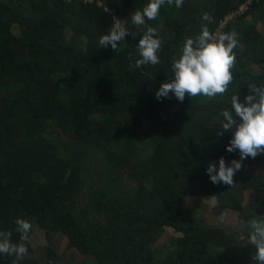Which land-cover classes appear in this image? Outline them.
Segmentation results:
<instances>
[{"label":"trees","instance_id":"trees-1","mask_svg":"<svg viewBox=\"0 0 264 264\" xmlns=\"http://www.w3.org/2000/svg\"><path fill=\"white\" fill-rule=\"evenodd\" d=\"M148 0H0V231L17 218L33 225L19 264H255V249L241 240L246 221L264 216V200L245 204V191L264 193V172L234 175V186L211 183L206 169L228 153L235 128L217 136L221 109L238 88L264 80V0L220 28L247 0H184L161 7L154 21L129 19ZM210 31L239 33L235 81L224 97L156 98L173 77L170 64L185 37L199 33L202 13ZM130 33L117 50L100 48L113 19ZM206 23V22H205ZM163 39L162 63L129 68L146 28ZM136 58H139L138 56ZM239 119V118H237ZM132 162L135 165L132 166ZM243 163L263 164L264 154ZM195 183L201 206L188 207L183 188ZM217 196L215 211L239 213L237 227L212 224L203 197ZM203 196V197H200ZM169 228L182 235L158 257ZM35 229L47 241L37 257ZM69 240L71 260L57 241ZM14 257L0 254V264ZM84 264H88L87 261Z\"/></svg>","mask_w":264,"mask_h":264},{"label":"clouds","instance_id":"clouds-1","mask_svg":"<svg viewBox=\"0 0 264 264\" xmlns=\"http://www.w3.org/2000/svg\"><path fill=\"white\" fill-rule=\"evenodd\" d=\"M165 4L169 7L174 4L179 9L183 7L184 0H148L142 9H136L130 14L131 24L144 26L146 21L156 20ZM201 21L199 33L185 37L179 56L171 61L169 70L173 77L162 83L156 91L158 100L168 98L172 94L179 102H183L186 96L206 97L212 101L217 97H224L234 84L233 69L237 63L234 49L239 46V33L234 29L226 33L210 31L209 25L214 23V18L207 12L202 13ZM125 22L113 19L108 33L99 37L100 48L111 46L117 50L118 45L130 33L135 39L138 34L123 27ZM141 37L135 46V53L127 54L128 67L139 69L142 66H156L162 63L158 53L162 50L164 41L157 35L156 29L148 26ZM137 56L139 58H136ZM247 87L250 94L244 97L243 102L240 100L238 88L228 100L229 107L219 112L223 122L221 131L216 132V135L223 136L226 131L235 128L226 151L235 153L238 150L240 159H233L229 165L221 157L218 169L215 162L209 163L206 173L214 185L234 186V175L241 170L243 160L264 154V80L259 86L250 82ZM204 202L215 207L217 196L213 195ZM224 219L223 215L218 218L220 222ZM14 223L15 231L20 234V241L13 243L11 231H0V254L14 257L12 264H19V261L28 255L25 242L33 225L29 220L22 218H17ZM246 228L247 235H241L240 239L246 240L247 244L255 249L252 255L255 264H264V216L255 215L248 219Z\"/></svg>","mask_w":264,"mask_h":264},{"label":"rangeland","instance_id":"rangeland-1","mask_svg":"<svg viewBox=\"0 0 264 264\" xmlns=\"http://www.w3.org/2000/svg\"><path fill=\"white\" fill-rule=\"evenodd\" d=\"M232 161V160H231ZM229 161V165L230 162ZM135 165V162H132V166ZM264 172V166L263 164H253V163H246L244 164L242 162V168L241 170L237 171L235 175L237 177H243V176H249V175H255V174H263ZM195 189V183L187 184L183 188V194L185 198L187 199L188 207L194 209L195 206H201V204L198 202V197H196V193L194 192ZM203 197V196H200ZM205 199H208V197H203ZM245 204H249L252 202H260L264 200V193L262 192H255L251 190H246L245 191ZM205 199L200 200L204 202ZM205 206L204 208V216L208 219V221L212 224H222L225 225L226 227H237L239 224V213L238 212H233V211H215V207L210 206L208 203L204 202ZM202 207V206H201ZM223 215L224 216V221L220 222L218 218ZM182 234L176 232L174 229L169 228L165 235L159 240V242L156 245V251L158 253V257L164 258L167 253V248L171 247L174 245L175 240L180 237ZM29 240L31 244L33 245L35 249V254L37 257H43L45 252H46V247H47V241L44 236V234L38 230L35 229L33 231V234L29 236ZM57 243L59 244V250L60 253L66 252V262L71 260V253L72 250L68 248L69 245V240L67 238H60ZM76 264H84L85 261L88 262V264H93L92 258H87L84 255H76L75 259Z\"/></svg>","mask_w":264,"mask_h":264},{"label":"built area","instance_id":"built-area-1","mask_svg":"<svg viewBox=\"0 0 264 264\" xmlns=\"http://www.w3.org/2000/svg\"><path fill=\"white\" fill-rule=\"evenodd\" d=\"M84 1H88V0H84ZM252 2H253V0H247V2H245V3L240 7V9H239L238 12L230 14V15L226 18L225 22H222V23H221L220 28H222L228 20L233 19L234 17H236L237 14H239V13H240V14H241V13H244V12L248 9L249 5H250ZM115 19L118 20L117 17H115Z\"/></svg>","mask_w":264,"mask_h":264}]
</instances>
